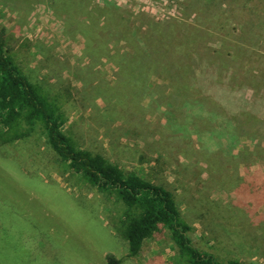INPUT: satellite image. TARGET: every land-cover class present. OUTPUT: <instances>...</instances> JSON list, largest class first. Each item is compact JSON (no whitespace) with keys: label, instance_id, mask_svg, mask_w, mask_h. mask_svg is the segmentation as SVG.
Instances as JSON below:
<instances>
[{"label":"rangeland","instance_id":"1","mask_svg":"<svg viewBox=\"0 0 264 264\" xmlns=\"http://www.w3.org/2000/svg\"><path fill=\"white\" fill-rule=\"evenodd\" d=\"M0 33L80 148L167 185L200 250L264 264V0H0ZM123 211L45 137L0 145V264H177L167 230L129 257Z\"/></svg>","mask_w":264,"mask_h":264},{"label":"trees","instance_id":"2","mask_svg":"<svg viewBox=\"0 0 264 264\" xmlns=\"http://www.w3.org/2000/svg\"><path fill=\"white\" fill-rule=\"evenodd\" d=\"M65 122L61 98L51 96L24 75L5 50L4 33H0V145L35 134L45 137L70 173L124 207L118 233L128 243L129 257L139 256L147 241L167 230L177 248V264H243L237 259L222 263L213 253L200 250L189 236L192 226L167 185L128 173L103 156L80 148L65 133ZM254 195H260L259 191ZM243 204L233 201L239 209ZM106 264H121V260L108 254Z\"/></svg>","mask_w":264,"mask_h":264}]
</instances>
